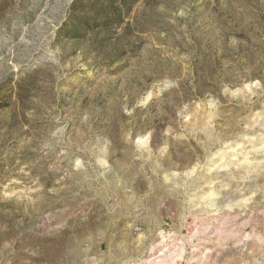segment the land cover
<instances>
[{"label":"rangeland","instance_id":"obj_1","mask_svg":"<svg viewBox=\"0 0 264 264\" xmlns=\"http://www.w3.org/2000/svg\"><path fill=\"white\" fill-rule=\"evenodd\" d=\"M0 264H264V0H0Z\"/></svg>","mask_w":264,"mask_h":264}]
</instances>
